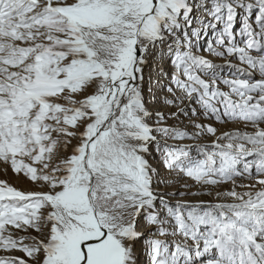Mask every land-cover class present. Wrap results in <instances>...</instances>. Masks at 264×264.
I'll use <instances>...</instances> for the list:
<instances>
[{
  "label": "snow or ice",
  "instance_id": "snow-or-ice-1",
  "mask_svg": "<svg viewBox=\"0 0 264 264\" xmlns=\"http://www.w3.org/2000/svg\"><path fill=\"white\" fill-rule=\"evenodd\" d=\"M0 171V264H264V0H0Z\"/></svg>",
  "mask_w": 264,
  "mask_h": 264
},
{
  "label": "rangeland",
  "instance_id": "rangeland-1",
  "mask_svg": "<svg viewBox=\"0 0 264 264\" xmlns=\"http://www.w3.org/2000/svg\"><path fill=\"white\" fill-rule=\"evenodd\" d=\"M0 180H7L10 184L18 187V188H29V187H35L34 185H30L28 182H26L23 179H18L15 174H13L11 171L7 174V176L3 175L2 171H0ZM205 199H208L205 197Z\"/></svg>",
  "mask_w": 264,
  "mask_h": 264
}]
</instances>
